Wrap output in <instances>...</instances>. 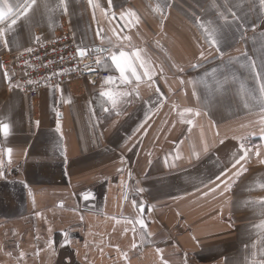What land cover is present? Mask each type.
I'll list each match as a JSON object with an SVG mask.
<instances>
[{"label":"crops","instance_id":"0c3cea01","mask_svg":"<svg viewBox=\"0 0 264 264\" xmlns=\"http://www.w3.org/2000/svg\"><path fill=\"white\" fill-rule=\"evenodd\" d=\"M65 3L67 14L60 0H37L28 18L5 33L8 47L0 43V123L9 125L6 137L0 133V264L264 260L258 203L264 164L255 154L264 158V114L247 67L250 57L264 71L259 0H227L245 27L243 39L236 23L221 31L223 57L209 49L197 18L212 27L223 23L218 13L232 20L226 0H113L111 9L108 0H94L95 9L88 0ZM101 30L103 40L96 35ZM66 32L88 55L99 56L98 70L112 83L81 78L33 93L8 84L2 68L8 54L31 47L36 37ZM121 51V65L131 64L142 76L139 95L132 92L131 70L125 72L131 83L124 84L111 60ZM102 92L131 95L118 97L112 110ZM241 143L250 149L247 171L234 177L231 164L243 154ZM226 169L222 179L231 177V190L221 195V184L212 192Z\"/></svg>","mask_w":264,"mask_h":264},{"label":"snow or ice","instance_id":"6c2138e0","mask_svg":"<svg viewBox=\"0 0 264 264\" xmlns=\"http://www.w3.org/2000/svg\"><path fill=\"white\" fill-rule=\"evenodd\" d=\"M37 0H23L22 4H17V5H11L7 2V0H0V25H4L3 27H0V43H3L4 47L7 48L8 47V42L5 39V33L8 31H12L13 30V26L17 24V21L21 19V17L24 18H28V14L30 13L31 10H33V6L36 5ZM61 5L64 8V12L65 14H67V4L65 3V0H60ZM88 3L90 6H92L94 9L96 7H99L98 4L94 3V0H88ZM259 5L260 8L262 10H264V0H259ZM113 6V0H108V7L109 9H111ZM215 6V5H214ZM165 7H171V5L169 4H165ZM225 8L226 11L228 13H230L232 20L228 19V16L225 15L224 13H218L220 19L223 21V23L219 24L218 27H212L211 24L212 22L209 21L207 24L203 21H200L199 18H197V22L199 24V27L203 29L204 34H205V43L208 45L209 49H214L215 52L220 56L223 57V52L221 51V40L219 38L221 31L223 29H230L231 26L233 25V23L237 24V31H240L241 29H243L245 27V25L243 23H240L241 21V17L238 16L236 14V12L231 11L230 8H227V0L225 3ZM159 10V8H158ZM112 15L114 16L115 13H112ZM134 15V13L132 12H128L127 16L130 18ZM121 17L122 19L125 17L124 13H121ZM130 22V21H129ZM97 36L101 37V39L103 40V36H102V30L98 31L96 33ZM244 38V34L242 31H240V39ZM37 42H39V37H36ZM127 39V37H126ZM104 49L101 48H97L95 49V51L100 52L103 51ZM26 51L31 52L32 49L28 48L26 49ZM110 51V50H109ZM77 55L83 59L86 55H88V50L84 47H77ZM125 53L123 51H121L119 53V56H117L116 54H112L111 55V60L112 62L116 65L117 69H119L120 71V79L121 82L124 84H130L131 80L129 78V76H127L125 74L126 70L130 69L131 70V76L135 77L136 80V86L133 87L132 92H135L137 95H139L138 93V88H139V82L142 79V76L140 74L137 73V71L135 70V68L131 65L128 64L126 66H122L120 63V60L122 57H125ZM243 55L245 57H247V53H243ZM200 58L201 60L206 58V54L205 51L201 50L200 51ZM137 59H139V56H137ZM233 58H230L228 63L232 62ZM238 59V58H235ZM248 59V64L247 67L249 69V71L252 73L253 78L255 80V89L254 91H257L259 93V103L261 104V113L264 114V71H258L257 70V65L255 63L254 60H252L250 57H247ZM100 60H97V63H99ZM244 65H242L243 67ZM140 67L144 68L145 71L143 73V76L147 77L149 80L152 79V72L150 71L149 67L141 62ZM262 68H264V64H262L261 66ZM179 71H183V69H179ZM63 74L61 73H53V75H61ZM4 78L10 80V77L8 76V73L5 72L4 73ZM45 79H50L49 77H46ZM113 82V78L112 77H108L106 80V83H112ZM181 85H183L185 83L184 80H180L179 81ZM27 83L29 84H33V83H38V81H32L29 80L27 81ZM189 83H192L191 81H189ZM13 87H20L19 84L16 85H12ZM56 88H59V85L55 86ZM157 92H159V89H156ZM243 91V88H242ZM102 96H106L109 100V102L112 105V110H115L117 105H118V97H122V96H127V95H131V93H117L114 94L112 92H102L101 93ZM193 95H196L195 90L193 91ZM104 111H109L110 109L108 108H104ZM151 111V109H150ZM185 111L191 112V109H186ZM119 114V113H117ZM196 115H200L199 112L195 113ZM147 115V114H146ZM187 123H192V121H186ZM38 123V122H37ZM260 124L264 125V115H262L261 120H260ZM143 124L140 125V127L137 129V131L140 130V128H143ZM57 130H60V123L59 120L57 121ZM0 133H2L5 137L9 134V125L7 123H0ZM261 134L264 135V127L261 128ZM241 140H243V138H239ZM222 142V141H221ZM240 147V151L243 153L241 155H239L238 158L234 159V162L231 164V168L232 169H236V171L233 173L234 177H239L240 175L243 174V172L247 171V168L245 167V163L249 158L250 155V149H248V147L241 143L239 145ZM11 149H7V152L9 154V163L11 162ZM256 156L259 158V162L261 164H264V158L261 157V153L259 150L256 151ZM2 165H3V161L0 160V169H2ZM239 166V167H237ZM231 169H226L221 175L216 176L215 180L216 181H220L221 183H215V181H213V183H215V187L211 188L210 190L212 192H215L218 188L221 187V184H223V189L221 191V195H223L225 192H228L231 190V185L228 182V180L231 179V177L228 178V180H224L222 179V176L226 177L228 175V171H230ZM0 175H2V171H0ZM261 188H264V185L260 186ZM139 191H142L139 190ZM205 195H207V193H205ZM87 198V197H85ZM252 203H257V201H252ZM258 203L260 204L261 208L264 209V198H261ZM134 206L136 205V202L133 201ZM144 209L141 206L140 207V212H143ZM131 222V221H129ZM135 223L139 224L141 229H143L145 227V223L143 221L142 218H137V220L135 221ZM259 227L264 228V221H262L261 225H259ZM133 231H135V228L133 229ZM148 235H150V233H148ZM51 243V242H50ZM132 247L135 248L136 244L135 242L132 243ZM21 256H23V253H21ZM253 264H257V262H253ZM258 264H264V260H261L258 262Z\"/></svg>","mask_w":264,"mask_h":264},{"label":"built area","instance_id":"2783aa9c","mask_svg":"<svg viewBox=\"0 0 264 264\" xmlns=\"http://www.w3.org/2000/svg\"><path fill=\"white\" fill-rule=\"evenodd\" d=\"M78 45L72 33L66 32L51 39L39 37L34 40L32 51L22 50L8 54L2 62L4 73L7 72L10 80L8 84L25 93H33L43 88L59 85L65 82L85 78L95 80L109 77L108 72H100L97 63L99 56L86 55L81 59L77 55ZM28 49V48H27ZM100 60V59H99ZM63 73L53 75V73ZM49 77L50 79H45ZM38 81L29 84L27 81Z\"/></svg>","mask_w":264,"mask_h":264},{"label":"water","instance_id":"95a60500","mask_svg":"<svg viewBox=\"0 0 264 264\" xmlns=\"http://www.w3.org/2000/svg\"><path fill=\"white\" fill-rule=\"evenodd\" d=\"M103 52H105V49L103 50ZM104 57L102 56L101 59H103Z\"/></svg>","mask_w":264,"mask_h":264}]
</instances>
